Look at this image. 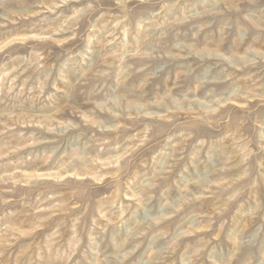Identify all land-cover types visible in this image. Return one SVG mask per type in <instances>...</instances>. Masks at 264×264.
<instances>
[{"label": "clouds", "instance_id": "clouds-1", "mask_svg": "<svg viewBox=\"0 0 264 264\" xmlns=\"http://www.w3.org/2000/svg\"><path fill=\"white\" fill-rule=\"evenodd\" d=\"M12 2L0 0V69L16 63L42 70L43 80L38 94L0 95L4 132L32 141L15 162L8 152L17 149L5 143L0 170L37 161L57 168L54 183L67 190L69 210L78 201L87 215L71 242L61 237L52 244L17 227L24 216L20 201L0 199V264H264V0H17L27 17L23 26L13 23L24 15L13 12ZM63 36L72 43L61 46ZM111 41L122 51L111 53L108 66ZM38 44L59 48L54 65L41 64ZM237 99L256 103L238 116ZM25 105L48 113L38 131L50 139L9 129L19 125L15 110ZM129 126L150 129L151 136L135 159L121 163L115 153ZM43 143L51 145L50 154L36 150ZM129 164L138 169L139 195L125 205L127 217L115 218L105 193L113 185L133 186ZM236 172L242 175L235 188L216 184ZM10 179L0 177L5 184ZM225 187L231 194L217 203L219 238L183 242L199 216L187 230L161 223L202 205L208 189L216 197ZM100 216L107 220L103 228Z\"/></svg>", "mask_w": 264, "mask_h": 264}, {"label": "rangeland", "instance_id": "rangeland-1", "mask_svg": "<svg viewBox=\"0 0 264 264\" xmlns=\"http://www.w3.org/2000/svg\"><path fill=\"white\" fill-rule=\"evenodd\" d=\"M79 9V4H76ZM11 9L17 15H24V19H14L13 23L16 25H21L26 22V15L20 12L22 8V3L13 0L10 4ZM0 9V12H3ZM114 23H118L115 22ZM28 35V34H24ZM119 35V32H117ZM58 43L61 46L70 45L72 43V36L58 37ZM115 41L109 43V48L111 52L108 54L107 65L111 66L115 56L111 53H116L117 55L121 53L122 48L116 47L112 48V44ZM37 52L40 53L41 64L47 67V64H55V56L59 54V48L54 45L38 44L36 48ZM138 51V50H137ZM47 61V64H45ZM15 68V71L12 69ZM107 70V68H106ZM43 80L42 70L33 71V69L25 70L23 66L16 63H8L6 68L0 69V95H3L8 90L21 91L23 90L26 94L29 91L37 92L40 82ZM38 94V92H37ZM235 106V114L242 115L245 108H248L256 103L255 100L251 104L242 99H237L232 102ZM0 107H3L0 105ZM15 115L20 117L19 125L9 124L10 130L22 131L27 135L28 132L37 131L38 136L42 140H48L50 138L39 133L38 125L42 123L43 119L48 116L46 111H31L25 105L23 108H18L15 110ZM161 117L165 114L161 113ZM60 119L59 114L55 117ZM198 117L193 115L192 119H197ZM168 119H172L169 115ZM230 119V117H229ZM214 123V122H212ZM129 133L125 138H123L121 148L122 150L115 155L123 163L126 159H135L136 154L145 147L151 136V130H145L142 128L131 129L129 126ZM242 130V129H241ZM235 131V129H233ZM147 132V134H145ZM5 143L9 144L10 147H15L16 152L9 150L8 155L13 162L21 156L29 153L31 148L23 147V144H31V140H25L22 143L12 139L11 131L9 133L4 132L3 123L0 122V148H3ZM44 149L48 150L50 154L51 145L48 143H43L37 146V151H42ZM102 162L107 160L111 163V157H101ZM129 174L127 175L128 184L133 186L129 187L127 184L124 186L113 185V190L105 193L107 197H111L114 201L115 207L113 212L116 214L115 218H125L128 215V209L125 205H134L135 200L139 193L134 187L135 177L138 169L129 164V168L126 170ZM58 169L54 167H41L40 162L37 161L30 166L25 164L22 167H10L7 169V173L4 170H0V177L6 174L11 176L12 179L8 181L7 184L0 180V199L7 200L10 203L12 201H20L16 204L17 208L24 211V216L21 218L22 223L18 224L17 227L25 233H29L33 236L38 234H44L48 237L49 242L54 244L61 237H66L70 242L77 236L80 232V228L84 225V217L86 213H82L80 210L83 207L78 201L71 206L69 210V201L67 199V190L54 183L59 177L57 175ZM121 182L124 181V174L120 173ZM242 173L236 172L235 175H225L220 177L216 184H223L225 186L231 185L232 188L236 187V184L241 183L238 177ZM37 177L43 178L47 181L44 184H35ZM21 179H25L26 183L21 188L18 182ZM235 181V183H233ZM16 182V188H13V183ZM213 191V189H208L205 193L201 195L203 201L202 205H190L185 209H182L184 215H176L169 218L168 221H161L162 224L168 226L170 231L177 224L183 226L186 230L193 220L200 217V223L196 226L197 230L195 232H189L188 236L183 238V242L189 245L194 244L198 237L208 238L209 234L215 235L217 238L220 237L221 233L217 231L216 216L222 214L217 206L220 199L226 201V193L231 194L230 190L225 187L224 192L218 193L216 197L210 196L207 192ZM51 195L52 200L47 199ZM63 197V198H62ZM27 205V207H25ZM56 205V206H54ZM227 203L224 207H227ZM124 208L123 212H117V209ZM106 215H108L106 213ZM79 218V219H78ZM112 215H108V219H113ZM90 219H95L92 217ZM90 223V220H89ZM107 224V220L104 216H100L97 220V225L99 228H103ZM75 229V231H73ZM162 243V241H161ZM79 249L80 245H75ZM74 258V257H73ZM69 264L71 262L69 261Z\"/></svg>", "mask_w": 264, "mask_h": 264}]
</instances>
